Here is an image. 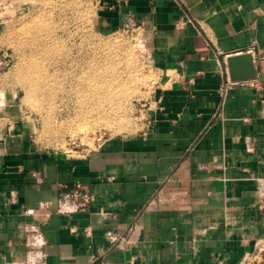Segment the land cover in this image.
Masks as SVG:
<instances>
[{
  "label": "crops",
  "instance_id": "crops-1",
  "mask_svg": "<svg viewBox=\"0 0 264 264\" xmlns=\"http://www.w3.org/2000/svg\"><path fill=\"white\" fill-rule=\"evenodd\" d=\"M95 9L106 28L141 25L157 75L147 122L71 158L11 121L0 137V264H239L264 238V0ZM244 53L255 78L221 106L226 59ZM75 183L92 195L85 212L58 207Z\"/></svg>",
  "mask_w": 264,
  "mask_h": 264
},
{
  "label": "rangeland",
  "instance_id": "rangeland-1",
  "mask_svg": "<svg viewBox=\"0 0 264 264\" xmlns=\"http://www.w3.org/2000/svg\"><path fill=\"white\" fill-rule=\"evenodd\" d=\"M140 26L106 28L95 0H0V137L21 121L38 146L73 158L140 132L157 79Z\"/></svg>",
  "mask_w": 264,
  "mask_h": 264
},
{
  "label": "built area",
  "instance_id": "built-area-1",
  "mask_svg": "<svg viewBox=\"0 0 264 264\" xmlns=\"http://www.w3.org/2000/svg\"><path fill=\"white\" fill-rule=\"evenodd\" d=\"M240 83L241 86L246 85V82H227L224 85H222L219 89V94L221 97V103L222 106L223 100L225 99V95L227 91L234 85H238ZM248 85V84H247ZM151 109V102L149 105ZM98 142H100L97 147L101 146L104 142L107 141L103 140V138H98ZM96 147V148H97ZM63 188H66L63 186ZM60 203L58 204V207L61 208L63 205L67 204L73 208V210L77 213L79 212H85L88 207L90 206V203L92 202V195L88 190H86L81 184L75 183L72 185L70 191L66 193L63 197V199H60ZM256 207L259 211L264 212V179H257L256 181ZM264 238L257 240L256 245L251 253H248L244 259L239 264H260L261 261L257 260V255H261V253L264 251ZM256 253V254H255Z\"/></svg>",
  "mask_w": 264,
  "mask_h": 264
},
{
  "label": "water",
  "instance_id": "water-1",
  "mask_svg": "<svg viewBox=\"0 0 264 264\" xmlns=\"http://www.w3.org/2000/svg\"><path fill=\"white\" fill-rule=\"evenodd\" d=\"M226 63L230 81L239 82L255 78V67L250 53L228 57Z\"/></svg>",
  "mask_w": 264,
  "mask_h": 264
},
{
  "label": "bare ground",
  "instance_id": "bare-ground-1",
  "mask_svg": "<svg viewBox=\"0 0 264 264\" xmlns=\"http://www.w3.org/2000/svg\"><path fill=\"white\" fill-rule=\"evenodd\" d=\"M56 64L60 65L61 63H59V62L57 63L56 62ZM58 65H55L54 67L58 68L57 67ZM61 65H64V64H61ZM28 67L32 68V69H35L32 66H28ZM28 67H25V68H28ZM78 93H79V95L81 96L82 99H84L85 101H88L91 98H93L92 96H95L97 94V91H96V88H94V86L92 84H90L88 79L85 77V78L82 79V81L79 84ZM99 116H100V121L101 122H106V125L108 126L109 125V124H107V121H109V120H107L108 118L104 117L103 114H101Z\"/></svg>",
  "mask_w": 264,
  "mask_h": 264
}]
</instances>
